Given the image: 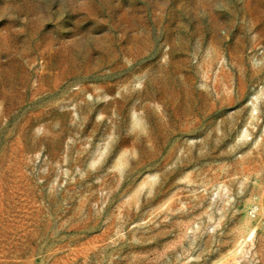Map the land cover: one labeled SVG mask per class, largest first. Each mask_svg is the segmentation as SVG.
I'll return each mask as SVG.
<instances>
[{"label": "rangeland", "instance_id": "rangeland-1", "mask_svg": "<svg viewBox=\"0 0 264 264\" xmlns=\"http://www.w3.org/2000/svg\"><path fill=\"white\" fill-rule=\"evenodd\" d=\"M0 264H264V0H0Z\"/></svg>", "mask_w": 264, "mask_h": 264}]
</instances>
